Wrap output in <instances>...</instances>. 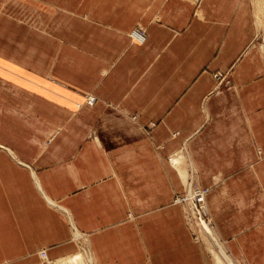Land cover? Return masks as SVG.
Returning a JSON list of instances; mask_svg holds the SVG:
<instances>
[{
  "label": "crops",
  "instance_id": "1",
  "mask_svg": "<svg viewBox=\"0 0 264 264\" xmlns=\"http://www.w3.org/2000/svg\"><path fill=\"white\" fill-rule=\"evenodd\" d=\"M190 179L231 257L264 264L251 0H0V264H216L175 201Z\"/></svg>",
  "mask_w": 264,
  "mask_h": 264
},
{
  "label": "built area",
  "instance_id": "2",
  "mask_svg": "<svg viewBox=\"0 0 264 264\" xmlns=\"http://www.w3.org/2000/svg\"><path fill=\"white\" fill-rule=\"evenodd\" d=\"M136 38L142 40L145 38L146 32L142 28L136 29L134 32ZM216 78L222 80L225 76L221 74H216ZM95 96H89L87 102L93 104L95 102ZM209 193V188L199 186L192 179L187 181L185 185L184 192L175 198V201L182 204L184 208L185 218L188 225L193 228V224L201 222H206L211 226V220L206 210V198ZM193 230H195L193 228ZM197 235L200 233L195 230ZM42 261H46L47 264H55V260L49 259L46 250H41L39 252Z\"/></svg>",
  "mask_w": 264,
  "mask_h": 264
},
{
  "label": "rangeland",
  "instance_id": "3",
  "mask_svg": "<svg viewBox=\"0 0 264 264\" xmlns=\"http://www.w3.org/2000/svg\"><path fill=\"white\" fill-rule=\"evenodd\" d=\"M251 3H252V10H253L254 18H255V21H256V25H257L258 41H259V43L264 45V0H251ZM53 10H54V8H52V11ZM193 228L200 233V237L202 239H204L205 241L209 240L208 238H206L205 234H202L200 232V230L198 229L199 227L196 224H193ZM211 229L213 230L212 227H211ZM206 243L208 244L211 252L213 253V256L215 258L216 264H223V263L230 264L227 261V259L224 258V256L223 257L221 256L220 249L218 248V246L214 245L213 243L211 245L208 241H206ZM220 243L224 245L223 242L220 241ZM224 250L227 251L226 248H225V245H224ZM84 252L85 251H80L79 253H76V254H73L71 256L65 257L63 259H59V260L55 261V264H90L88 262V259H87L86 255L84 254ZM226 253H228V251ZM227 258L228 259H232L233 261H235V259L232 258L229 253L227 254ZM220 260L223 261V262H221ZM235 262L237 264H242V263H239L237 260ZM40 264H47V262L46 261L43 262L42 259H41Z\"/></svg>",
  "mask_w": 264,
  "mask_h": 264
},
{
  "label": "bare ground",
  "instance_id": "4",
  "mask_svg": "<svg viewBox=\"0 0 264 264\" xmlns=\"http://www.w3.org/2000/svg\"><path fill=\"white\" fill-rule=\"evenodd\" d=\"M186 184H187V181H186ZM199 228V230H200V232L202 233V234H205V236H206V238H208L209 240H206V241H208L211 245H212V243L214 244V245H216V246H218V248L220 249V254H221V256L223 257L224 256V258H226L227 259V261L230 263V264H237L235 261H233L232 259H228L227 258V254L228 253H226L227 251H225L224 250V245L223 244H221L220 243V240L217 238V236L215 235V232L211 229V226H209L206 222H200L199 221V223L197 224V223H195ZM80 239V238H79ZM214 247V246H213ZM87 252V253H86ZM84 254L86 255V257H87V259H88V262L90 263V264H94L93 263V260H92V256H91V254L89 253V250H87V251H85L84 252ZM219 257V256H218ZM221 261V260H220ZM219 261V262H220ZM221 262H223V261H221ZM223 264H225V263H223Z\"/></svg>",
  "mask_w": 264,
  "mask_h": 264
}]
</instances>
